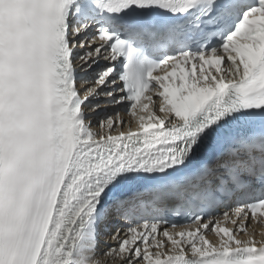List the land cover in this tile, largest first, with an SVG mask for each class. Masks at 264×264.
Masks as SVG:
<instances>
[{"label": "snow or ice", "instance_id": "1", "mask_svg": "<svg viewBox=\"0 0 264 264\" xmlns=\"http://www.w3.org/2000/svg\"><path fill=\"white\" fill-rule=\"evenodd\" d=\"M257 214L264 0H0V264H264Z\"/></svg>", "mask_w": 264, "mask_h": 264}, {"label": "bare ground", "instance_id": "2", "mask_svg": "<svg viewBox=\"0 0 264 264\" xmlns=\"http://www.w3.org/2000/svg\"><path fill=\"white\" fill-rule=\"evenodd\" d=\"M107 60H102L101 61V65L103 64H107ZM77 72H79L80 70V62H77ZM85 75H91V73H86ZM89 87H93V85H90L88 83H83L80 85V90L81 92H83V90L85 88H89ZM96 87H99V86H96ZM107 97L105 96H101L100 97V100L103 101V100H106ZM93 103H96V101H94ZM115 110V106H106V105H103L101 104V107L100 109H98V112H96L95 114H93L92 112L89 113V115H92L93 117H95L96 119H99V116L100 115H103L104 113H107V112H113ZM134 113L135 115H127L125 114L124 112H121L120 115H119V119L120 120H123V121H127V126H122V127H119L115 130V132H113L112 134L113 135H117L120 131H125L127 132L129 130V128H131L132 130H135L137 127H138V123H139V117L141 115L145 116V113L146 112H138L137 110H134ZM155 113L157 115H160L157 113V111H155ZM114 119H116V117H113ZM95 123V120L93 121ZM95 131H101V129L97 128L95 129ZM105 132L107 131L106 129L104 130ZM260 224H258L255 228H252L250 230V233L249 234H259V235H256V239L259 240L261 239L263 236H262V230L263 227L261 226V228L259 227ZM176 231H194L193 227H186V228H183V229H178V230H170V233L172 232H176ZM205 236L206 238L214 245H218L219 244V238L217 237V235L212 232V231H207L205 232ZM109 237L111 236H105L102 238L101 240V245L103 246L104 244H108V245H116L118 243V240L116 239H109ZM237 238H240V239H247L248 237L247 236H244L243 234L239 235ZM157 239H164L166 240V238H163L162 236H157ZM153 251L155 249H152ZM163 251L167 252V247H165L164 249H162ZM185 253L188 255V256H191V252H190V249L186 246L185 247Z\"/></svg>", "mask_w": 264, "mask_h": 264}, {"label": "rangeland", "instance_id": "3", "mask_svg": "<svg viewBox=\"0 0 264 264\" xmlns=\"http://www.w3.org/2000/svg\"><path fill=\"white\" fill-rule=\"evenodd\" d=\"M98 112V111H97ZM93 114H95L96 112H92ZM109 239H112L111 237H109Z\"/></svg>", "mask_w": 264, "mask_h": 264}]
</instances>
